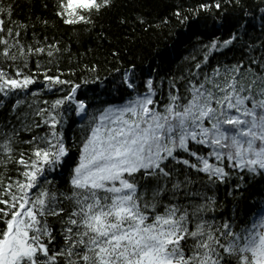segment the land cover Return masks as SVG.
Listing matches in <instances>:
<instances>
[{"label": "snow or ice", "instance_id": "snow-or-ice-1", "mask_svg": "<svg viewBox=\"0 0 264 264\" xmlns=\"http://www.w3.org/2000/svg\"><path fill=\"white\" fill-rule=\"evenodd\" d=\"M113 7L115 0L54 5L59 23L77 34ZM252 7L264 37V0H214L190 9L192 17L175 11L180 25L201 12L221 25L229 11L239 16L226 38L208 40L174 74L143 75L135 61L114 67L124 102L91 115L80 143L69 145L65 113L87 115L89 105L77 98L80 83L49 75L38 58L54 64L71 46L35 33L26 43L30 25L15 18L13 0H0V264H264V189L247 194L264 185V38H249ZM132 23L148 32L171 19L138 15ZM112 56L119 61V51ZM83 71L95 81L99 66ZM37 84L60 95L35 99ZM221 185L232 188L225 215L215 195Z\"/></svg>", "mask_w": 264, "mask_h": 264}, {"label": "trees", "instance_id": "trees-1", "mask_svg": "<svg viewBox=\"0 0 264 264\" xmlns=\"http://www.w3.org/2000/svg\"><path fill=\"white\" fill-rule=\"evenodd\" d=\"M56 0H13L15 6V18L30 25L26 43H33L39 39L42 43L59 41L61 48L71 46L70 52H64L56 58L54 64H48V58L41 56L38 59L42 65L52 67L53 71L49 75H59L64 73L62 78L69 79L81 84L77 92L78 99H84L89 107L87 115L78 116L74 111L65 113L67 123L64 126L66 142L71 145L73 141L79 144L82 138L81 133L84 126L88 124L91 115L98 110L118 105L123 101V94L120 92L121 83L119 73L115 72L114 67L127 66V62L135 61L139 71L147 75L149 70L159 71L160 74H174L181 67L188 63L186 58L191 56L199 57L200 47L215 36L226 38L229 35L235 18L239 16V11H229L226 19L221 25L219 19H214L213 14L201 12L199 18H191L187 24L177 23L173 13L177 10L184 15L192 17L190 9L198 7L202 3H213L214 0H115V7L105 13L96 21V26L91 32L81 30L77 34L59 23L55 16ZM256 0H244V3L253 6ZM255 12L254 17H247L249 24V38L261 37L260 14L255 7L251 8ZM138 15H143L152 21H159L162 18H170L169 27L161 29H149L144 32L139 27L133 31L132 21ZM221 14H217L219 16ZM127 19L129 23L122 24L121 20ZM47 20L45 25L42 21ZM34 24V27L31 25ZM171 33V34H170ZM119 51V61L112 56V53ZM158 53H163L164 58ZM237 52H229L227 56L217 55L216 59L211 60L213 66L217 61H230ZM36 57L31 63L32 72H37L35 67ZM99 66L98 78L93 81L95 73L83 71L85 66ZM57 68L59 71H57ZM43 69L40 70L39 79H43ZM74 73V74H73ZM88 78V83L83 82V78ZM32 90L39 95L35 99L54 100L60 93H46L39 84L33 85ZM33 98L29 97V101ZM74 105L72 108L74 109ZM4 110H0L2 115ZM41 135L45 129L39 130ZM27 148L28 146H23ZM77 158L76 149L72 148L69 164ZM68 168L65 167L63 174L56 175V179L63 183L67 179ZM264 189V185L256 184L250 189L252 192L259 193ZM231 186L221 185L216 192L218 202L225 205L223 211H218V215H225L232 207ZM212 193H209L211 195ZM246 194V195H247ZM259 200V195L254 197Z\"/></svg>", "mask_w": 264, "mask_h": 264}]
</instances>
